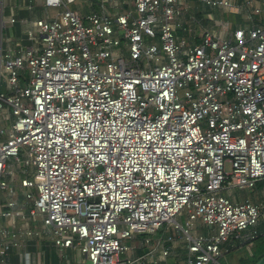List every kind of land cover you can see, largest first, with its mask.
<instances>
[{"label": "built area", "instance_id": "built-area-1", "mask_svg": "<svg viewBox=\"0 0 264 264\" xmlns=\"http://www.w3.org/2000/svg\"><path fill=\"white\" fill-rule=\"evenodd\" d=\"M188 1L44 0L56 15L0 55V217L41 218L22 236L87 264H160L178 234L181 264H218L261 236L264 200L231 197L264 182V0H243L249 28L215 21L195 45ZM19 238L0 227V264Z\"/></svg>", "mask_w": 264, "mask_h": 264}, {"label": "crops", "instance_id": "crops-1", "mask_svg": "<svg viewBox=\"0 0 264 264\" xmlns=\"http://www.w3.org/2000/svg\"><path fill=\"white\" fill-rule=\"evenodd\" d=\"M258 1L261 2L262 0ZM83 2L84 0H76L75 5L71 8L80 14H86L87 11L84 9ZM236 2L234 11L230 13L221 9L205 7L195 0H189L187 2L189 13L195 18L196 23L192 26H190L191 23H188L186 33H180V35L190 44L195 45L199 44L198 37L201 35L202 30L213 28L215 21L228 23V29L232 31L238 28H249L250 23L245 19L246 14L240 10L243 0ZM55 15L56 11L44 7V0H0V55L6 50L16 51L18 46L27 44L25 33L28 30V21L51 19ZM263 19V13L255 17V21L258 23H262ZM11 21H14V23H11ZM231 198L237 202L250 200L255 204L261 203L264 200V182L259 183L252 192L243 191L236 194L235 191ZM3 201V194L0 193V204ZM29 211L30 209L27 207L24 210L25 219H17L14 224L12 223L13 225L0 217L1 228L10 229L20 234L19 246L12 248L9 253L8 260L10 264H87L82 255L76 251L66 250L60 252L54 250L47 236L41 235L40 238L36 237L30 240L22 236L26 229L39 232L41 228V218H31ZM263 231L264 227L261 226L259 232L262 233ZM172 236L175 237L172 255L160 264H181L187 257V243L179 239L180 234ZM192 236L208 237L210 233L201 223H196ZM155 240L156 237L152 238L150 248L154 247ZM141 242L142 239L138 238L130 243L131 247H134L131 252L133 258L140 257L143 254L140 248ZM243 248L245 247L230 251L223 258L236 255Z\"/></svg>", "mask_w": 264, "mask_h": 264}, {"label": "rangeland", "instance_id": "rangeland-1", "mask_svg": "<svg viewBox=\"0 0 264 264\" xmlns=\"http://www.w3.org/2000/svg\"><path fill=\"white\" fill-rule=\"evenodd\" d=\"M243 191H236V194ZM246 192V191H244ZM254 242L245 248L236 255H229L226 258H220L218 264H247L249 259H251L255 254V249L253 246Z\"/></svg>", "mask_w": 264, "mask_h": 264}, {"label": "trees", "instance_id": "trees-1", "mask_svg": "<svg viewBox=\"0 0 264 264\" xmlns=\"http://www.w3.org/2000/svg\"><path fill=\"white\" fill-rule=\"evenodd\" d=\"M255 255L249 259L247 264H255L264 255V231L261 236L254 241Z\"/></svg>", "mask_w": 264, "mask_h": 264}, {"label": "water", "instance_id": "water-1", "mask_svg": "<svg viewBox=\"0 0 264 264\" xmlns=\"http://www.w3.org/2000/svg\"><path fill=\"white\" fill-rule=\"evenodd\" d=\"M255 264H264V255Z\"/></svg>", "mask_w": 264, "mask_h": 264}]
</instances>
